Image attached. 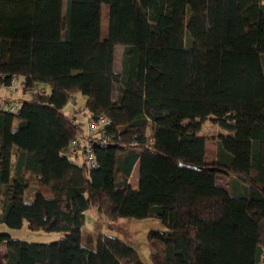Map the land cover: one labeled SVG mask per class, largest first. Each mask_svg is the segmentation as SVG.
I'll list each match as a JSON object with an SVG mask.
<instances>
[{
    "label": "trees",
    "instance_id": "1",
    "mask_svg": "<svg viewBox=\"0 0 264 264\" xmlns=\"http://www.w3.org/2000/svg\"><path fill=\"white\" fill-rule=\"evenodd\" d=\"M12 77L44 94L0 109V224L60 237L0 233V264H145L86 230L89 209L160 221L146 235L151 264H264V0H0V85ZM71 101L108 123L90 170L65 155L84 138L63 113ZM206 120L225 132L211 163Z\"/></svg>",
    "mask_w": 264,
    "mask_h": 264
},
{
    "label": "rangeland",
    "instance_id": "2",
    "mask_svg": "<svg viewBox=\"0 0 264 264\" xmlns=\"http://www.w3.org/2000/svg\"><path fill=\"white\" fill-rule=\"evenodd\" d=\"M108 26V10L107 6H102V19H101V33L104 36L107 32ZM121 53L122 47L115 46L114 48V59H115V71L120 72L121 70ZM47 88V87H46ZM49 92V88H47ZM34 94V93H32ZM1 102L4 103V99H12V97L20 96V94H16L13 96L7 97V93H1ZM21 96L27 97L28 95L24 94L21 91ZM76 107L84 108L86 103V98L82 96L80 93H76ZM116 97V88L114 89L113 98ZM72 112V104L68 102L65 108L63 109V113L65 115L70 116ZM225 133L218 125L214 124L210 120H206L202 124V128L200 131L201 136L206 138V157L209 163L213 162L216 158V137L219 134ZM138 178V169L134 168L132 171L129 183L133 187L136 186ZM217 182L220 186L226 187L227 177L218 175ZM36 185H32L25 191V199L29 200L30 196L34 191H36ZM96 210L89 209L86 212V222L85 229L86 230H98L101 232H107L111 236L118 237L119 239L124 240L133 248H135L140 256V259L145 264H151L149 261V255L152 251L150 244L147 241V233L150 230H166V228L155 218L143 217L140 219H117L115 221H109L104 217L95 214ZM0 233H8L14 239H22L32 242H52L59 239L60 235L57 233H47L43 231H32L28 228L26 223L20 229H10L4 224H0ZM5 252V245H0V262L2 260V256Z\"/></svg>",
    "mask_w": 264,
    "mask_h": 264
},
{
    "label": "built area",
    "instance_id": "3",
    "mask_svg": "<svg viewBox=\"0 0 264 264\" xmlns=\"http://www.w3.org/2000/svg\"><path fill=\"white\" fill-rule=\"evenodd\" d=\"M2 91L6 92L8 96L20 94L19 97H22L21 91L26 95L31 93L44 94V90L42 88H28L16 77H12L8 86L0 85V96ZM71 99L73 100V98ZM73 103L74 102L71 101L72 112L70 117L74 124L79 125V127L83 130L84 138L80 141L73 139L65 151V155L72 160L80 161L87 169L90 170L95 168L97 165L96 157L93 152V145H106L109 140L104 132L108 123L102 116L94 119L90 117L89 112L84 110H82V112L78 111L74 106L75 103ZM3 106L8 108L11 113H18V105L16 103L7 106L6 103H2L0 99V109Z\"/></svg>",
    "mask_w": 264,
    "mask_h": 264
},
{
    "label": "crops",
    "instance_id": "4",
    "mask_svg": "<svg viewBox=\"0 0 264 264\" xmlns=\"http://www.w3.org/2000/svg\"><path fill=\"white\" fill-rule=\"evenodd\" d=\"M1 93L3 94L4 91H2ZM75 101H76V96H75ZM76 102H77V101H76ZM133 188L137 189V183H136V186H135V187L133 186ZM31 197H32V195L30 196V199H31ZM95 214H97V213H95Z\"/></svg>",
    "mask_w": 264,
    "mask_h": 264
},
{
    "label": "water",
    "instance_id": "5",
    "mask_svg": "<svg viewBox=\"0 0 264 264\" xmlns=\"http://www.w3.org/2000/svg\"><path fill=\"white\" fill-rule=\"evenodd\" d=\"M101 146L102 147H108L109 145H97V146L95 145V147H101ZM193 168H195V167H193Z\"/></svg>",
    "mask_w": 264,
    "mask_h": 264
}]
</instances>
